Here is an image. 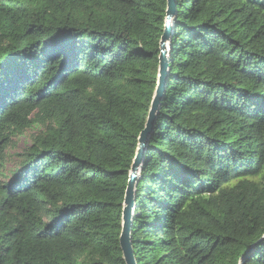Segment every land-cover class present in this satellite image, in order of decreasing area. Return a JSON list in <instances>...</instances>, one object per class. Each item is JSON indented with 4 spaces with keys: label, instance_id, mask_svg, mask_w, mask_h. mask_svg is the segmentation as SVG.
Returning a JSON list of instances; mask_svg holds the SVG:
<instances>
[{
    "label": "trees",
    "instance_id": "1",
    "mask_svg": "<svg viewBox=\"0 0 264 264\" xmlns=\"http://www.w3.org/2000/svg\"><path fill=\"white\" fill-rule=\"evenodd\" d=\"M176 3L136 186L137 264H264V0ZM167 11L0 0V264H126L124 201Z\"/></svg>",
    "mask_w": 264,
    "mask_h": 264
},
{
    "label": "water",
    "instance_id": "2",
    "mask_svg": "<svg viewBox=\"0 0 264 264\" xmlns=\"http://www.w3.org/2000/svg\"><path fill=\"white\" fill-rule=\"evenodd\" d=\"M177 0H168V11L164 34L160 42V71L158 86L151 105L144 130L139 138V148L130 171V179L125 195L123 211V230L120 238L121 249L126 264H137L132 245V220L135 208L136 186L140 180L141 169L146 156V148L153 134L155 122L166 88V79L169 71L171 39L173 35L174 18L177 12Z\"/></svg>",
    "mask_w": 264,
    "mask_h": 264
},
{
    "label": "rangeland",
    "instance_id": "3",
    "mask_svg": "<svg viewBox=\"0 0 264 264\" xmlns=\"http://www.w3.org/2000/svg\"><path fill=\"white\" fill-rule=\"evenodd\" d=\"M39 133L38 129L28 130L24 136L14 140V146L8 151V161L5 168L6 174H10L19 162V155L31 146L33 137Z\"/></svg>",
    "mask_w": 264,
    "mask_h": 264
}]
</instances>
